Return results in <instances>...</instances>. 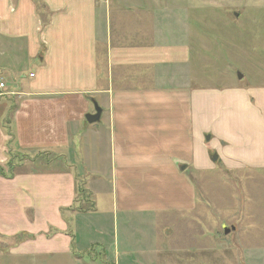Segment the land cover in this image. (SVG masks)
I'll return each instance as SVG.
<instances>
[{"label":"crops","instance_id":"obj_1","mask_svg":"<svg viewBox=\"0 0 264 264\" xmlns=\"http://www.w3.org/2000/svg\"><path fill=\"white\" fill-rule=\"evenodd\" d=\"M188 2L0 0V264H142L119 224L193 212L209 148L264 173V83H196Z\"/></svg>","mask_w":264,"mask_h":264},{"label":"rangeland","instance_id":"obj_2","mask_svg":"<svg viewBox=\"0 0 264 264\" xmlns=\"http://www.w3.org/2000/svg\"><path fill=\"white\" fill-rule=\"evenodd\" d=\"M188 3V10L194 11L191 36L196 83H264V0ZM208 155L220 156L212 148ZM214 164L213 169L187 172L195 188L193 212L139 215L132 219L133 225L124 227L134 235L125 243L121 221V251L127 244L137 255L143 251L147 258L142 264H264V173L249 167L228 168L220 157ZM91 201L82 200L80 206ZM224 228L230 230L227 235Z\"/></svg>","mask_w":264,"mask_h":264},{"label":"trees","instance_id":"obj_3","mask_svg":"<svg viewBox=\"0 0 264 264\" xmlns=\"http://www.w3.org/2000/svg\"><path fill=\"white\" fill-rule=\"evenodd\" d=\"M10 169V168H9ZM0 176L3 177H9V175L6 173V170L0 166ZM11 176V175H10ZM76 200H77V205H75V207H72V209H69L71 211H79V212H89V211H93L94 210V206H95V201L92 199L91 202L89 203H85L84 205L80 206L82 200L83 201H89L91 198V194L88 195V192L86 191V189L83 187V185H81L80 183H77V188H76ZM88 204H90V206H88ZM85 206H88L89 208H86ZM64 210H63V214H64ZM57 232V230L55 229H51V231L46 234L47 237H51L52 235H54ZM70 233V231H69ZM72 237V236H71ZM35 237L33 235H29L27 233H22L19 236H17L15 238V243L16 244H20L22 242H24L27 239H34ZM74 241L75 238L73 237ZM110 264V263H107Z\"/></svg>","mask_w":264,"mask_h":264},{"label":"water","instance_id":"obj_4","mask_svg":"<svg viewBox=\"0 0 264 264\" xmlns=\"http://www.w3.org/2000/svg\"><path fill=\"white\" fill-rule=\"evenodd\" d=\"M238 77L239 79H242L243 78V74L241 73H238ZM95 104V113L94 114H89L86 116V119L88 121V123L90 124H94V123H97L100 118H101V114H102V110L101 108L98 106L97 103H94ZM211 139L210 135H207V140L209 141ZM211 160L216 163L218 161V156L217 155H214ZM181 165V170H184L186 168V164L185 163H180ZM224 231H225V234L227 235L230 230L227 229V228H224ZM231 231H236V228H233Z\"/></svg>","mask_w":264,"mask_h":264},{"label":"built area","instance_id":"obj_5","mask_svg":"<svg viewBox=\"0 0 264 264\" xmlns=\"http://www.w3.org/2000/svg\"><path fill=\"white\" fill-rule=\"evenodd\" d=\"M33 76V75H32ZM5 87L4 82H0V89H3Z\"/></svg>","mask_w":264,"mask_h":264}]
</instances>
